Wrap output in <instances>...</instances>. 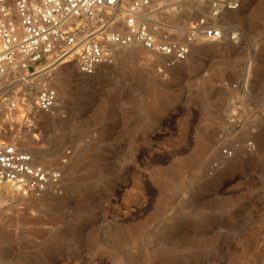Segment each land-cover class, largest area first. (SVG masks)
<instances>
[{
	"label": "rangeland",
	"instance_id": "obj_1",
	"mask_svg": "<svg viewBox=\"0 0 264 264\" xmlns=\"http://www.w3.org/2000/svg\"><path fill=\"white\" fill-rule=\"evenodd\" d=\"M180 11L183 26L205 5ZM221 23L174 66L131 49L44 75L58 113L23 148L62 177L40 196L0 186V264H264V0Z\"/></svg>",
	"mask_w": 264,
	"mask_h": 264
},
{
	"label": "built area",
	"instance_id": "obj_2",
	"mask_svg": "<svg viewBox=\"0 0 264 264\" xmlns=\"http://www.w3.org/2000/svg\"><path fill=\"white\" fill-rule=\"evenodd\" d=\"M187 0H0V110L16 136L0 135V186L40 196L61 181L59 167L36 162L23 144L37 141V117L57 114L58 94L44 75L64 64L82 75L112 64L122 50L140 49L184 61L199 40L226 37L224 17L242 0H203L205 13L180 26ZM236 38L235 35H232ZM70 150L59 162L65 163Z\"/></svg>",
	"mask_w": 264,
	"mask_h": 264
},
{
	"label": "bare ground",
	"instance_id": "obj_3",
	"mask_svg": "<svg viewBox=\"0 0 264 264\" xmlns=\"http://www.w3.org/2000/svg\"><path fill=\"white\" fill-rule=\"evenodd\" d=\"M196 1H197V0H196ZM191 4H193V3H191ZM190 56H191V54H189V56L186 58V60H187ZM97 68H99V67H97ZM96 70H97V69H96ZM96 70H95L94 74L97 73ZM98 76H99V75H98ZM57 82H58V81H57ZM59 86L61 87L60 82H59ZM56 88H57V87H56ZM59 89H60V88H59ZM34 142H35V141H32V143H34Z\"/></svg>",
	"mask_w": 264,
	"mask_h": 264
}]
</instances>
